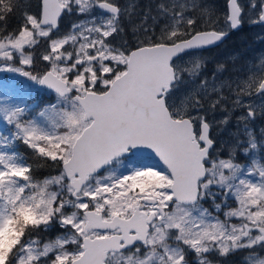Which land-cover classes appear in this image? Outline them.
<instances>
[{
  "label": "snow or ice",
  "instance_id": "6c2138e0",
  "mask_svg": "<svg viewBox=\"0 0 264 264\" xmlns=\"http://www.w3.org/2000/svg\"><path fill=\"white\" fill-rule=\"evenodd\" d=\"M19 7L0 0V74H12L0 79V264H213L245 251L243 264H264V130L251 127L264 58L242 81L197 82L201 50L228 34L198 0H159L135 47L113 42L131 14L118 0H40L8 31ZM73 13L83 19L62 32ZM246 18L264 25V0H227L228 30ZM34 85L56 102L37 112ZM19 145L58 173L37 178Z\"/></svg>",
  "mask_w": 264,
  "mask_h": 264
},
{
  "label": "trees",
  "instance_id": "16d2710c",
  "mask_svg": "<svg viewBox=\"0 0 264 264\" xmlns=\"http://www.w3.org/2000/svg\"><path fill=\"white\" fill-rule=\"evenodd\" d=\"M159 2V0H118V3L122 8H126L127 5L131 7V14L125 18L121 17V26L123 27L124 31L120 33L118 36L115 37L113 41L117 45L120 43L127 41L128 45L131 47L136 46L137 36H141V33H134L133 28L134 26H138L144 19L145 14L150 13L151 15H156L155 5ZM199 3L203 4L205 7L209 8L214 12V19L217 21V27L224 26V17L227 12V0H198ZM133 3V4H132ZM19 9L9 18L3 22L7 25L8 31H13L19 28L20 23L22 21V13L27 11L31 14H38L40 11V0H19ZM68 21L67 17H64L61 22V30L65 29L64 24ZM148 25L151 26L152 21H147ZM62 25L64 27H62ZM159 29L157 28V34ZM262 35H264V29H262ZM251 37L254 39V32L251 31ZM112 39V38H110ZM235 43H239L235 41ZM264 44V43H263ZM262 49L264 46L262 45ZM209 53H215L216 51L212 52L211 50L208 51ZM206 53V52H205ZM213 54H210V56ZM227 61V59H226ZM43 64L40 66V70H42ZM36 101L39 103L40 108L37 109V112L42 109L43 107L47 106L53 102L54 95L49 94L47 92L41 93L36 92L33 94ZM35 115V113L33 114ZM22 152H24L28 158L29 162L33 164L35 169V175L37 178L42 179L45 176L56 175L58 173V168L56 165L52 164L51 161H44L43 159L37 158L33 155L30 149H27L23 145H19ZM205 207L208 206L207 204L204 205ZM59 229H54L47 233H42L44 239L54 238L58 233ZM209 259L213 261V264H243L242 261L236 256L229 255L228 257H220L215 253L210 254ZM190 262L192 263L193 260L189 258Z\"/></svg>",
  "mask_w": 264,
  "mask_h": 264
},
{
  "label": "flooded vegetation",
  "instance_id": "af4514ba",
  "mask_svg": "<svg viewBox=\"0 0 264 264\" xmlns=\"http://www.w3.org/2000/svg\"><path fill=\"white\" fill-rule=\"evenodd\" d=\"M221 29H225V30L228 31V34H227L228 35V38L226 39V41L224 43H222L218 47H216V48H214V49L211 50L212 52L216 51L215 53H209L208 51L206 52V53H209V54H213V56H214L213 58L215 59L214 60V63L216 62V58L219 55H225V53H226L228 59H227V61L225 59L224 62L222 63V64H224V66H227L229 63H233V64H236L238 66L244 67L245 66V62H246V60H245L244 57H246V56H249V61L252 62V63H258L260 61L259 59L262 58V47H261L262 46V29H264V25H260V24H251V25H248L247 23H243L241 25V28H240L239 31L233 32L232 30H228L227 29V26L225 24ZM251 31H253V32L255 31L254 32V39H252V37H251ZM259 40H260V42H259ZM235 41H238L239 43H235ZM244 46H246V47H244ZM228 48H230V49H228ZM249 49H250V51H249ZM252 51L255 53V55H254V53ZM202 53H205V52H202ZM259 53H260V55H258ZM231 55H233V57L229 59V57ZM235 59H236V62H235ZM251 65L252 64H250V66ZM213 66H214V64L212 65V67ZM236 74H238V72ZM236 74L234 72H230L229 82L239 81L237 78H234V79L232 78ZM225 107L228 108V109H230L231 108V104L229 103ZM236 113H237L236 116L235 117H231L230 122L228 124V127L230 128V130H231L232 133H234L236 131V129H237V120H236V117L240 113L239 112H236ZM226 114L227 113L225 111H222L220 109H217L216 112L211 113L210 116H214L215 119L217 121H219V120L222 119L221 116L222 115H226ZM255 121H257V124L254 125L253 129H254L255 135L258 138H260L261 137V134H262L261 133V130H264V117H259L258 116ZM262 122H263V124H262ZM221 127L222 126L217 125V127L213 129V135L216 136L218 142H220L219 137H221L223 135H226L225 133L221 134V132H222V131H220V128ZM241 138L243 139V137H241ZM222 155H225L226 156V152L222 153ZM241 162H243V161L241 160ZM157 166H162V165H159L158 164Z\"/></svg>",
  "mask_w": 264,
  "mask_h": 264
},
{
  "label": "rangeland",
  "instance_id": "374dc122",
  "mask_svg": "<svg viewBox=\"0 0 264 264\" xmlns=\"http://www.w3.org/2000/svg\"><path fill=\"white\" fill-rule=\"evenodd\" d=\"M244 2H246V1H244ZM133 4V3H132ZM129 7V5H127L126 6V8H128ZM128 15H124V16H122V18H125V17H127ZM65 17H67L68 18V21L66 22V24H64V26H65V29L64 30H61L62 32H67L68 30H70V28H71V25L74 23V22H76L77 20H79V19H83V17H80V16H77L75 13H73L72 15H66ZM129 17V16H128ZM120 22H121V20H120ZM244 23H247L248 25H251L248 21H247V18L245 19V22ZM224 25H225V22H224ZM63 25H62V27H64ZM218 28H221V27H218ZM264 35H262V45L264 46ZM44 45H42V47H43ZM39 51V50H38ZM205 59H204V66H203V68L201 69V72H200V75H199V77H197L196 78V80H197V82L199 81V80H204V79H207L209 82H212L213 81V79L215 78V80H216V82L217 83H219V82H221V81H226V82H229V79H230V72H234L235 74L237 73V72H239V75L238 74H236L235 76H233L232 78L234 79V78H237L239 81H242V80H244V79H246L249 75H252V73L256 70V68L258 67V65H259V62L258 63H252V62H250L249 61V56H246V57H244L245 58V60H246V62H245V66L244 67H241V66H237L236 64H233V63H229L227 66H223L224 64H222L223 62H224V60L225 59H228V57H227V55H226V53H225V55H219L217 58H216V61L217 62H215L214 63V56L212 55V56H210V54L209 53H200ZM233 56L231 55L230 57H229V59L230 58H232ZM262 58H264V49H262ZM185 59V61H187L188 59H190V57H185L184 58ZM261 59V58H260ZM259 59V60H260ZM219 62V63H218ZM249 62V63H248ZM214 64V69H213V67H212V65ZM219 64H221V65H219ZM250 64H252L251 66H250ZM42 65V63H40V62H37V64H36V70H40V66ZM248 65V66H247ZM217 66V67H216ZM220 66H223V68H222V70H218L219 68H220ZM230 67V68H229ZM233 67V68H232ZM241 67V68H240ZM234 68H236V69H234ZM246 69V70H245ZM241 70V71H240ZM244 71V72H243ZM12 76V74H0V79H8V78H10ZM16 79L17 80H20V81H23V80H25L26 78H23V77H19V76H17L16 77ZM186 79H187V77H186ZM189 87L190 88H193V87H195V85H189ZM36 92H41V93H45L44 91H42V89H40V86L39 85H34L33 86V89H32V93L34 94V93H36ZM51 94V93H50ZM54 95V94H53ZM225 95H228V92H227V90H225ZM247 99V98H246ZM56 102V96H54V99H53V102L52 103H55ZM52 103H50V104H52ZM50 104H47V105H50ZM236 112H234V113H232V116L231 117H235L236 116ZM224 116L225 115H222L221 117H222V119L224 118ZM230 122V121H229ZM255 124H257V121H255L252 125H251V127L253 128L254 127V125ZM262 124H263V122H262ZM223 128H224V130L221 132V134H223V133H225L226 135H223V136H221V137H219V139H220V142H224V141H230L231 140V136H230V133H232L231 132V130H230V128L228 127V125L227 126H222ZM259 134V133H258ZM224 152H226V154H227V147H225V151ZM241 160L244 162V159L243 158H241ZM158 167H162V166H158ZM229 203L230 204H233V202L232 201H229ZM205 204H207L208 206H206V207H211V205H210V202H207V203H205ZM233 206H235L234 204H233ZM226 210V209H225ZM222 219H223V217H221ZM245 254H246V251L245 252H237V253H235V254H232L233 256H236V257H238L239 259H240V261H242L243 262V257L245 256ZM189 258H191V260H193V262L191 263V264H195V256H194V254H190L189 255ZM218 258H220V256H218Z\"/></svg>",
  "mask_w": 264,
  "mask_h": 264
},
{
  "label": "water",
  "instance_id": "95a60500",
  "mask_svg": "<svg viewBox=\"0 0 264 264\" xmlns=\"http://www.w3.org/2000/svg\"><path fill=\"white\" fill-rule=\"evenodd\" d=\"M242 1H245V0H242ZM240 28H241V26H240L238 29H235V30H232V31H233V32H237V31L240 30ZM227 38H228V35H226V36L223 38L222 41H219V42H217L216 44L211 45V46H209V47H207V48H205V49H203V50H201V51H206V50H209V49H214V48L218 47L219 45H221L222 43H224V42L226 41ZM40 88H41L42 90H44V91H47V92H50V93L55 94L54 92H51V90H48V89L44 88L43 86H40Z\"/></svg>",
  "mask_w": 264,
  "mask_h": 264
},
{
  "label": "bare ground",
  "instance_id": "6f19581e",
  "mask_svg": "<svg viewBox=\"0 0 264 264\" xmlns=\"http://www.w3.org/2000/svg\"><path fill=\"white\" fill-rule=\"evenodd\" d=\"M254 32H255V31H254ZM243 35H244V34H243ZM258 35H259V34H258ZM258 35H257V36H258ZM239 36H240V35H239ZM244 37H245V36H244ZM236 38H237V37H236ZM250 38H251V37H250ZM257 38H258V37H257ZM259 39H260V38H259ZM229 41H230V40H229ZM253 41H254V40H253ZM250 42H251V41H250ZM256 42H257V41H256ZM259 42H260V40H259ZM260 44H261V43H260ZM247 45H248V44H247ZM255 46H256V45H255ZM260 46H261V45H260ZM244 47H246V46H244ZM250 47H251V46H250ZM261 47H262V46H261ZM248 48H249V47H248ZM255 48H256V47H255ZM228 49H230V48H228ZM226 51H227V50H226ZM249 51H250V49H249ZM252 52H253V51H252ZM253 53H254V52H253ZM233 55H234V54H233ZM233 55H232V56H233ZM251 55H252V54H251ZM254 55H255V53H254ZM258 55H260V53H259ZM225 56H226V55H225ZM253 58H254V57H253ZM238 60H239V59H238ZM238 60H237V61H238ZM216 62H217V61H216ZM229 62H230V61H229ZM235 62H236V59H235ZM218 63H219V62H218ZM248 63H249V62H248ZM219 65H221V64H219ZM223 66H224V65H223ZM228 66H229V65H228ZM237 66H238V65H237ZM247 66H248V65H247ZM214 67H215V66H214ZM214 67H213V69H214ZM216 67H217V66H216ZM241 67H242V66H241ZM241 67H240V68H241ZM229 68H230V67H229ZM232 68H233V67H232ZM234 69H236V68H234ZM245 70H246V69H245ZM240 71H241V70H240ZM243 72H244V71H243ZM238 75H239V72H238Z\"/></svg>",
  "mask_w": 264,
  "mask_h": 264
}]
</instances>
